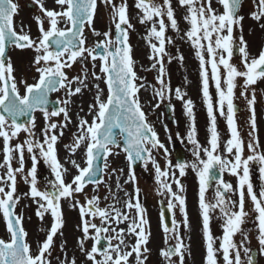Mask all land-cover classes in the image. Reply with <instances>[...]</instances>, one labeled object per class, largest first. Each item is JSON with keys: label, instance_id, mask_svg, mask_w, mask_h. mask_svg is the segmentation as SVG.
<instances>
[{"label": "snow or ice", "instance_id": "snow-or-ice-1", "mask_svg": "<svg viewBox=\"0 0 264 264\" xmlns=\"http://www.w3.org/2000/svg\"><path fill=\"white\" fill-rule=\"evenodd\" d=\"M103 2L112 9L111 19L116 35L113 38L111 30L105 32L102 34L104 40L98 41L93 48H87L83 35L84 28L85 25L91 26L93 23L97 0H56L60 11L47 9L43 0H33L34 5L38 6L42 13V17H35L40 32L36 39L25 32L23 24L19 32L16 30L14 17L18 14V4L14 0H0V138L3 139L4 154L3 163H0V169H3L0 173V214L6 221V230L9 233L8 240L0 238V264H51L48 256L51 254L53 238L64 224L60 204L62 199L72 200L71 206L79 208L80 228L83 233L79 247L92 264H130L129 258L133 254L136 264H145L147 256L143 254L149 251L147 244L150 231L138 185L134 193H125L128 198L123 209L116 207L115 204L101 208L100 197L95 194L84 203L74 199L76 194L84 192L88 184L98 188L104 183V175L109 168V157L119 154L113 149L121 148V141L122 151L129 166L125 183H136L134 167L137 162H142L145 168L151 163L158 193L169 196L167 209L172 210L179 206L183 214L182 222L173 217L170 227L163 220L164 212H161L162 227L166 234L165 243L167 244L168 239L175 240L174 245L161 251L167 264H185V254L188 252L189 246L179 234L180 224L182 223L184 227L189 224L186 199L182 194L183 185L176 178L177 169L179 176L183 177L188 168L195 171L199 179V207L206 246L205 264H218V255L222 256L223 264H256L252 249L247 246V235L242 231L241 225L248 216L245 211L247 194L255 213L259 253L264 255V188L257 193L250 177V164L256 163L259 165L261 178H264V151L260 149L257 134L254 89L249 98L250 86L255 85L258 79H264V50H261L258 57L249 56L247 43L242 35L243 17L239 16L242 0H217L224 9L223 13H218L212 7V0H178L179 5L186 8L187 15L184 19L190 25L185 35L195 48V55L199 60L201 92L209 117L207 146L201 145L197 139L193 101L186 99L187 94L181 88L173 90L170 80L166 78L164 57L168 54L166 44L171 43L170 38L166 37V31L169 27L179 30L171 0H164L163 4H157L155 0H137L136 7L142 13L140 22H151L146 37L151 49L149 57L153 61L151 67L156 69L159 65L157 76L159 87L153 86L154 98H158L154 108H159L167 100V107L174 109L171 104L174 92L175 98L182 101L185 115L189 119L187 141L192 145L194 159L175 165L169 158L167 147L148 122L139 100L138 93L144 84L136 83L140 78L134 70L135 62L131 55V45L128 43L129 29L134 26L127 15V0H122L119 4L114 0ZM256 8L257 11L252 13V17L260 21L264 19V0H257ZM165 17L168 23L165 22ZM45 19L48 22L47 29L44 27ZM61 21L65 23V28L59 27ZM261 26L264 27V24ZM235 28L241 31L238 52L241 56L242 70L232 63L236 48L233 36ZM92 30L95 35H101L94 28ZM10 46L19 49L31 48L36 52L33 63L37 66L39 79L34 84L23 82L25 88L23 95L14 76L13 64L6 56ZM87 58L93 61V67L97 59L101 61L100 72L105 78L108 96L106 100L101 99L103 90L97 84L95 103L89 107L90 112L95 110L93 120L89 123L86 119H80L74 143L65 145L74 154L83 144L86 157L84 167L75 160L71 161L78 174L71 182L66 183L65 174L68 170L58 158L56 145L63 135V129L70 122L67 106L72 96L81 93L83 88L87 87V75L69 80L64 69L71 68L78 59ZM179 59L182 61L183 56L181 55ZM92 75L97 80L101 79V76L94 72ZM238 78L243 79L240 95L246 100L250 112L249 140L246 145L250 154L247 157L244 155L245 142L236 120V113L240 110L234 102ZM210 82L216 90L215 101L210 92ZM73 83L78 86L73 88ZM60 89H65L66 98L57 101L56 106L50 110L49 94ZM36 111L42 112L46 121L41 132L42 139L36 138L34 131ZM61 115L64 117L63 124L52 120L53 117ZM217 115L224 117L230 133L229 138L223 143V151L220 133L217 130ZM22 117H28V121L22 122ZM116 129H119V136ZM22 131L27 133V139L23 143L12 144ZM153 150H163L166 167L161 168L153 156ZM25 152L32 161L31 168L26 174ZM14 159L18 161V167H13ZM41 159L55 175V180L51 181L50 187L45 190L37 187V165ZM112 171L123 172V169ZM225 173L237 178L235 187L223 179ZM17 174H23L25 182L30 184V192L25 195L37 202V216L43 219L45 213H50L54 218L46 238L38 242L36 254L32 253L31 245L26 239L28 233L23 227V216L15 212L19 202V197L15 195ZM169 179L178 186V192L173 191ZM212 183L216 185L214 203H208L205 200V193ZM232 195L238 196V199H232ZM217 209L220 213L217 218L222 221L223 228L221 238L214 237L210 228L212 219L210 213ZM97 218L100 220L99 225L95 223ZM124 222H127V228H119L118 226ZM237 233L244 237L239 245L234 241ZM129 236L135 239L134 244L126 243ZM88 239L93 240L90 250L84 248V242ZM217 239L220 240L219 247L215 246ZM102 241L106 243L102 244ZM97 255L101 258L97 259ZM173 257H177L178 260L173 261ZM62 264H76V260L66 259Z\"/></svg>", "mask_w": 264, "mask_h": 264}, {"label": "rangeland", "instance_id": "rangeland-1", "mask_svg": "<svg viewBox=\"0 0 264 264\" xmlns=\"http://www.w3.org/2000/svg\"><path fill=\"white\" fill-rule=\"evenodd\" d=\"M15 3L18 4V14L15 16V24L18 32L20 31V26L23 24L25 32H27L33 39H36L39 35L38 24L35 20L36 16H41L42 13L39 11V8L36 11L31 10L27 5L29 2L33 3V0H14ZM44 6L50 10L60 11V7L56 4V0H43ZM116 4L122 2V0H114ZM157 4H163L164 0H155ZM257 0H244L242 4V9L239 16L243 17L241 21L242 25V35L244 41L247 43V51L249 52L250 58L258 57L261 50H264V27L263 34H261V25L264 24V19L257 21L252 17V13L257 11L256 8ZM137 0H127V15L134 26L132 29H129L128 37L131 45V55L135 62L134 70L137 76L140 78L136 81L139 85L141 83L144 84V87L140 88L138 93L139 100L143 110L146 113L148 122L154 127L155 131L159 135L160 141L164 143L167 147L169 156H171L172 148L171 144L173 140L179 139L181 141H187V131L185 120L179 121L177 125H172L171 122L168 121L166 115V104L168 101L166 100L159 108H154V105L157 103L158 98H154L153 86L156 88L159 87V83L157 81L158 76V67L153 69L151 67L153 61L149 59L151 55V49L148 44L147 36L148 32L151 28V22L141 23V11L136 7ZM172 7L174 9L175 18L178 24V31L169 27L166 31V37L170 38L171 43L166 44V52L168 53L164 57V66L166 69V78L170 80V84L172 89H176L177 87L181 88L184 92H186V99H191L193 101V105H197L199 111H201L206 117H202V126L203 128H208L209 126V117L206 111V105L204 103L202 92H201V76H200V67L199 60L195 55V48L192 46L191 42L187 39L185 33L189 30L190 25L187 20L184 19L185 15H187L186 8L179 5L178 0H171ZM212 7L218 12L223 13V7L217 2V0H212ZM112 9L110 6L105 5L103 0H98V6L96 11L95 19L91 26L85 25L84 29V37H85V47L93 48L98 41H102L105 37L102 35L105 32H109L111 30L112 37L114 38L113 30L115 29L114 23L111 19ZM165 22L168 23L167 17H165ZM65 23L61 21L59 24L60 28H65ZM70 26V25H69ZM45 29L48 28V22L45 19L44 23ZM101 33V35L97 36L94 34L92 29ZM241 35V31L239 28L234 29V41L239 42V37ZM153 42H156L153 40ZM18 53L20 55H18ZM22 55V56H21ZM87 55V54H85ZM183 56V60L179 59L180 56ZM36 56V52L34 49L26 48V49H15L13 48L10 59H12L13 64H19L20 66L27 64H34V58ZM171 57V60H169ZM239 62L237 63L241 67V56L236 57ZM234 59V57L232 58ZM235 64V62H232ZM35 65V64H34ZM43 66V65H41ZM101 61L97 59L95 61V67H93V61L90 58L87 59H78L72 67L69 68V80L74 77L87 75V87L81 93L76 94L71 97V102L68 104V111L70 122L67 123V127L63 129V135L60 136L56 149L57 155L62 163V165L68 170L65 174V182H71V179L78 174V170L71 163L72 160H75L81 167L85 165V146L82 144L79 149L73 154L69 151L65 145H72L74 143L75 135L78 132V123L80 119H86L91 123L94 118L95 110L89 111L90 105L95 103L96 96V85L98 84L100 89L103 90L101 99L106 100L108 96V89L105 83V78L100 72ZM29 68V67H28ZM223 71V70H222ZM93 72L97 76H101V79L97 80L92 75ZM26 75L28 78V74L20 73L16 75V77L23 78L22 76ZM264 80V79H263ZM262 81V80H261ZM258 82V80H257ZM256 82V83H257ZM262 86L264 88V82L262 81ZM243 84V79L238 78L237 80V88H236V97L235 100H239L241 85ZM78 86L76 83H73L72 87L75 88ZM251 87V86H250ZM253 90L249 88V93ZM210 92L213 95V99L215 101L216 98V90L214 86L211 85L210 82ZM62 100L66 98V91L63 89L62 93L59 95ZM243 103V102H242ZM171 104L175 108V116L181 117V113L183 112V103L180 100L175 98L174 92L171 100ZM44 118V117H43ZM45 120V119H44ZM59 124L64 123L63 115L59 116L56 120H53ZM223 123H225L223 125ZM200 124V123H199ZM217 125L224 128L227 126L224 117L217 115ZM199 125L196 126L198 128ZM219 129L220 127L217 126ZM220 130V129H219ZM221 131V130H220ZM220 137L226 139V134L224 132H220ZM41 130L39 131V135ZM179 134V135H177ZM59 135V132H57ZM169 135L171 139H169ZM209 133L207 131L205 139H208ZM39 138V137H38ZM43 138V137H42ZM198 140H202L197 135ZM224 139V141H225ZM227 140V139H226ZM246 144L249 140V137L244 139ZM0 163H3V142L0 139ZM15 144V143H13ZM260 148L264 151V146L260 143ZM114 152L119 153L118 155H112L109 157L108 163L109 168L107 173L104 175V183L100 184L99 187L95 185H90L84 189L83 193L76 194L75 200L80 203H84L87 198L91 196L98 195L100 197L99 206L101 208L108 207L109 205L115 204L116 207L123 209L124 203L127 200V196L125 193L132 194L134 193L135 187L138 185L139 188L143 190L144 193V203L143 206L146 209V218L149 222L148 230L150 231L149 242L147 244V248L149 251L144 253L143 255L147 256L145 260V264H167L165 258L161 255V251L166 248L165 243V233L162 227V218H161V210L159 203V198H163L164 203L167 204L169 196L167 194L160 195L157 191L158 185L155 179L154 168L151 163H149L148 167L142 168L140 171L135 172L136 175V183H125V180L129 174V166L126 161V157L121 148H114ZM248 151V150H246ZM29 155V154H28ZM153 156L160 164V166L166 167L164 165V161L166 160L163 150H153ZM29 162H31L30 157L28 156ZM15 167H18V161L16 159L12 162ZM32 164L27 163V167L25 168V174L31 168ZM120 170L123 169V172L112 170ZM177 173V171H176ZM18 180L23 178V174H17ZM119 178V187H117V180ZM19 184V183H18ZM17 184V185H18ZM38 187V185H37ZM25 189V188H23ZM7 190V189H6ZM26 190V189H25ZM16 196L23 197L21 203H34L30 196L25 194L21 195L18 191H16ZM107 197V199H105ZM36 202V201H35ZM72 200L62 199L60 203L61 211L64 218V224L62 229L58 231L57 235H61L62 237L67 234V229H71L69 223V217L65 216V212L69 209L68 206L72 205ZM37 208L38 206H17L18 215H22L23 217L29 219V222H26L27 226V240L31 245V250L33 254H36L37 244L40 240L41 234H46L50 229V226L53 223L52 216L49 213V219L44 218L41 219L37 216ZM176 211V216L178 218V222L183 220V214L181 213L179 206L174 208ZM27 214V216H26ZM46 214V213H45ZM134 214V213H133ZM45 216V215H44ZM43 216V217H44ZM100 223L99 218L95 220V223ZM79 226L81 225V220L77 221ZM39 226H41L39 228ZM127 222L121 223L119 228H127ZM73 228V226H72ZM74 229V228H73ZM8 232L6 230V221L3 218L2 214H0V238L8 239ZM68 233L67 235H69ZM74 234V233H72ZM78 234V233H77ZM46 237L43 238V240ZM169 240V239H168ZM172 240V239H170ZM126 243L134 244L135 239L131 236L127 237ZM57 251V250H56ZM54 251L48 256V259L53 262L57 261L54 254ZM62 253H65L67 256L69 255L68 249H63ZM178 259L174 260L177 261ZM130 264H136L135 254H133L132 259L130 260Z\"/></svg>", "mask_w": 264, "mask_h": 264}, {"label": "flooded vegetation", "instance_id": "flooded-vegetation-1", "mask_svg": "<svg viewBox=\"0 0 264 264\" xmlns=\"http://www.w3.org/2000/svg\"><path fill=\"white\" fill-rule=\"evenodd\" d=\"M14 74L18 75L22 73V69L19 67H14ZM28 78H16L18 81V88L20 90L21 95L25 93L24 83L27 82L28 84H34L36 83L38 79L39 73H37L36 69H34L31 73L28 71ZM86 87H84L85 89ZM260 101H262V105L256 106V119H257V129L261 132V135H264V96L262 95L260 98ZM246 107L241 109L240 111H243ZM247 109V108H246ZM51 110V109H50ZM35 126H43L44 125V119L42 117V112L36 111L35 112ZM242 130L244 133H247L250 131L249 123H248V115L245 118V120L242 123ZM19 142H24V140L19 139ZM206 146V145H204ZM187 152V160L186 161H192L194 159L192 155V148L185 149ZM203 155V154H202ZM247 157V155H245ZM49 172H43L41 173L42 178L45 182L48 183V188L50 187L51 179L47 176ZM250 177L253 184L254 190L259 192L261 188H264V178H261V174L259 173V166L254 167L250 165ZM53 180H55V177H51ZM223 179L226 182H230L235 187L237 185V178L225 173L223 176ZM183 188L184 192L186 193V201H187V215L189 224L187 227H184L183 224H180L179 228V234L183 237L184 242L186 245H188V256L186 257L185 264H205V256H206V246L205 241L203 237V228H202V215H201V209L199 207V179L198 175L195 171H193L191 168L186 169L185 178L183 179ZM215 183H212L210 187H208L206 193H205V200L208 203H214V195H215ZM247 195V194H246ZM232 199H238V196L232 195ZM245 211L248 213V216L245 219V222L241 225V229L244 233L247 235L248 244L247 246L252 249V254L254 255V252L256 251L257 256V264H264V255L259 253V242H258V230L256 231V234H252L253 231V224H255V213L253 212V205H249L247 203V200L245 198ZM212 219L210 221V228L212 231V234L214 237L221 238L223 236V228H222V221L218 219L217 217L220 216L219 210H215L214 212L210 213ZM79 218L81 219L80 215ZM83 233L72 235L70 237V240L64 243L62 245L63 247L68 249L69 255L66 254L61 255L58 257L59 264H62L63 261L71 260L72 258H75L76 264H92L91 261L88 260L87 256L85 255V252L81 251L79 247V240L82 238ZM244 239V237L241 235V233H237L234 236V241L239 245L241 240ZM106 242L102 241V244ZM115 243V242H114ZM220 240H216V247H219ZM93 245V240L88 239L84 242V248L86 250H90ZM241 256L243 258V252H241ZM101 257L97 255V259H100ZM218 264H223L222 256L218 255Z\"/></svg>", "mask_w": 264, "mask_h": 264}, {"label": "water", "instance_id": "water-1", "mask_svg": "<svg viewBox=\"0 0 264 264\" xmlns=\"http://www.w3.org/2000/svg\"><path fill=\"white\" fill-rule=\"evenodd\" d=\"M10 48V47H9ZM8 51H9V49L6 51V56H8ZM99 51V50H98ZM238 52H236V54H237ZM51 95H52V93H50L49 94V101H50V105L52 104V105H54V106H56V103L57 102H52V99H51ZM22 120V119H21ZM116 132H117V134L119 135V129H116ZM121 143H123L122 141H121ZM142 165V162H137V164L135 165V169H138L140 166ZM164 216H165V219H166V221H167V223L170 225V222H171V216H170V213H169V210L168 209H165L164 210Z\"/></svg>", "mask_w": 264, "mask_h": 264}]
</instances>
